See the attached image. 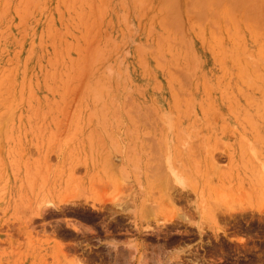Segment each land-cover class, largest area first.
I'll return each mask as SVG.
<instances>
[{
    "label": "rangeland",
    "instance_id": "374dc122",
    "mask_svg": "<svg viewBox=\"0 0 264 264\" xmlns=\"http://www.w3.org/2000/svg\"><path fill=\"white\" fill-rule=\"evenodd\" d=\"M0 264H264V0H0Z\"/></svg>",
    "mask_w": 264,
    "mask_h": 264
}]
</instances>
